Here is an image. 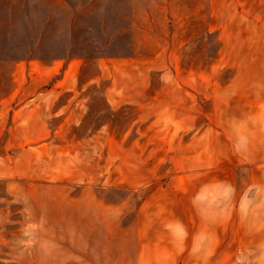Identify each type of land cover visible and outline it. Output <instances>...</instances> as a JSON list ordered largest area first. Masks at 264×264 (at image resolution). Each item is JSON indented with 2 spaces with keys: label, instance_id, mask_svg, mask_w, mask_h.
<instances>
[{
  "label": "rangeland",
  "instance_id": "1",
  "mask_svg": "<svg viewBox=\"0 0 264 264\" xmlns=\"http://www.w3.org/2000/svg\"><path fill=\"white\" fill-rule=\"evenodd\" d=\"M0 264H264V0H0Z\"/></svg>",
  "mask_w": 264,
  "mask_h": 264
},
{
  "label": "crops",
  "instance_id": "2",
  "mask_svg": "<svg viewBox=\"0 0 264 264\" xmlns=\"http://www.w3.org/2000/svg\"><path fill=\"white\" fill-rule=\"evenodd\" d=\"M86 87H91V89H90V91H97V85H89V84H85V85H80V86H75V88H69V90H73V91H82V90H84ZM114 87L116 88V89H118V87L119 86H117V84H115V83H111L110 85H109V89L108 90H110L111 92H112V90L114 89ZM137 87H140V90L142 91V90H144V86H142V85H140V86H137ZM119 91V93H116L115 94V99H116V96H120V95H122V93H121V91L120 90H118ZM81 96H84V97H86V98H81V99H79V101H78V103H80L81 104V106H84V105H86V106H91V105H97V101H94V100H91V98H87L88 96L87 95H81ZM114 98H109V104L111 105V106H113V101H116V103H119L118 102V99L117 100H115ZM97 100V99H96ZM127 103V102H126ZM131 103V102H130ZM16 113V112H15Z\"/></svg>",
  "mask_w": 264,
  "mask_h": 264
}]
</instances>
